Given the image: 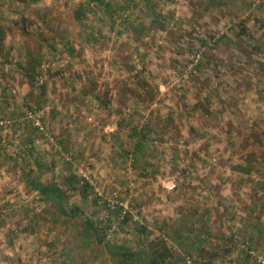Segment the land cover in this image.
<instances>
[{"label":"rangeland","instance_id":"rangeland-1","mask_svg":"<svg viewBox=\"0 0 264 264\" xmlns=\"http://www.w3.org/2000/svg\"><path fill=\"white\" fill-rule=\"evenodd\" d=\"M156 239L166 264L264 260V0H0V264H143Z\"/></svg>","mask_w":264,"mask_h":264},{"label":"trees","instance_id":"trees-1","mask_svg":"<svg viewBox=\"0 0 264 264\" xmlns=\"http://www.w3.org/2000/svg\"><path fill=\"white\" fill-rule=\"evenodd\" d=\"M83 9L84 8L80 6L79 9L76 11L75 18L77 20H81L83 16L85 15V11ZM235 169H237V171L241 173H248V170L242 167H236ZM34 186L44 200L50 201L55 204L56 206L55 208L58 210L61 216H64L65 218H68V219H73V218H78L83 215V213L76 206L65 209L63 205V195L57 186L42 185V184H37V183ZM82 223H83V227H82L83 229L81 231H83V233L81 232V235L85 237V240H89L92 238L98 244L103 243L104 236L102 235V232H100L95 222H93L89 218H85L82 221ZM151 247L153 248V252L150 253L149 258L145 260V262L147 263H143V264H166L165 260L171 257V249H169L166 246L165 241L163 240L159 241L156 239L153 242ZM133 257H134L133 254H129L128 257L123 256V260H125L124 263L129 264L130 262H132ZM139 261L140 260L136 258L135 263H131V264H141V262ZM210 264H213V263H210Z\"/></svg>","mask_w":264,"mask_h":264},{"label":"built area","instance_id":"built-area-1","mask_svg":"<svg viewBox=\"0 0 264 264\" xmlns=\"http://www.w3.org/2000/svg\"><path fill=\"white\" fill-rule=\"evenodd\" d=\"M36 125L39 126V123L37 122ZM258 260H259V262H260L261 264H264V260L262 259L261 256H260V257L258 256Z\"/></svg>","mask_w":264,"mask_h":264}]
</instances>
